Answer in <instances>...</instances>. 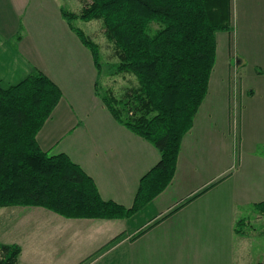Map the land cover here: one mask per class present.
<instances>
[{
    "label": "trees",
    "instance_id": "16d2710c",
    "mask_svg": "<svg viewBox=\"0 0 264 264\" xmlns=\"http://www.w3.org/2000/svg\"><path fill=\"white\" fill-rule=\"evenodd\" d=\"M61 15L91 54L95 92L107 111L149 142L159 160L141 177L130 207L103 200L92 178L67 155L39 148L36 135L61 91L43 73H31L15 84L0 85V207H40L67 219L128 218L174 176L181 139L207 93L215 33L230 27V0H88L78 14L62 10ZM74 19L102 22L117 57L112 73L130 74L136 81L122 96L99 94L98 49L70 25ZM255 209L264 214V202ZM20 250L0 243V264H16Z\"/></svg>",
    "mask_w": 264,
    "mask_h": 264
},
{
    "label": "rangeland",
    "instance_id": "374dc122",
    "mask_svg": "<svg viewBox=\"0 0 264 264\" xmlns=\"http://www.w3.org/2000/svg\"><path fill=\"white\" fill-rule=\"evenodd\" d=\"M14 1L16 4L13 0H0V32L13 46L18 41L17 35H22L24 43L39 52L30 54L29 59L38 67L32 65L29 74L41 72L38 68L56 67L61 61L65 63L58 55L62 50L58 53L57 46L51 41L57 32L67 31L76 39L78 37L61 11L78 14L88 0H30L21 16L17 12L24 0ZM70 25L96 44L101 64L99 94L110 91L120 97L136 84L130 74L112 73L110 65L117 62V57L112 43L105 37L101 21L74 19ZM229 25L228 31L215 33V64L207 93L195 114L198 127L181 148V163L189 160L198 177L196 180L199 183L206 181L196 193L209 205L199 204L198 199L191 204L186 202L185 195L191 189L188 186L176 194L171 193L177 188L174 187L159 197L158 205H162L165 197L168 200L164 204L173 199L172 209L175 210L164 227L153 235L155 240L148 255L136 264H264V214L255 209L257 203L264 202V0H230ZM26 32L40 34L35 35L34 43L30 44ZM66 51L63 49L62 57ZM236 59L238 65H235ZM0 65L3 66L2 73L16 71L19 66ZM10 83L13 82L1 84ZM251 96L254 103L258 96L261 97L258 102L260 113L255 112L257 108H245L246 100ZM208 112L210 121L206 118ZM202 121L212 123L211 128L209 124L200 128ZM46 212L33 207H0V243H16L26 255L34 256L37 254L33 246L39 247L40 242L55 238L58 232L76 231L74 226L61 228ZM153 212L154 207L148 205L139 211L138 217L130 218L129 225L134 227L136 219L138 222L146 220ZM230 222H234L235 235L227 229ZM166 226L168 233L161 238L160 232ZM136 229H129L123 236L134 235Z\"/></svg>",
    "mask_w": 264,
    "mask_h": 264
},
{
    "label": "crops",
    "instance_id": "0c3cea01",
    "mask_svg": "<svg viewBox=\"0 0 264 264\" xmlns=\"http://www.w3.org/2000/svg\"><path fill=\"white\" fill-rule=\"evenodd\" d=\"M13 2L15 3L14 0ZM29 2L30 0L20 2L18 16L25 14ZM1 34L0 32V64L19 65L16 71L9 73H2L3 66L0 65V85L7 86L1 83L9 81L13 83L8 85L15 84L29 74L32 65L38 67L29 58L32 51L36 54L39 52L33 50L32 46L29 48L18 32L15 33L18 34V41L14 46L9 40L3 39ZM38 34L40 32H26L27 42L34 43V36ZM51 42L52 45L57 46L58 53L59 49L62 50L58 55L65 63L61 61L56 67L49 65L47 68L38 69L58 86L61 98L38 131L37 144L42 151L50 154L67 155L92 178L103 200H110L128 208L133 203L141 177L158 162L159 153L149 142L115 121L107 111L95 92L97 75L91 54L79 40L71 32L66 31L57 32ZM63 49L72 53L68 55L66 51L62 57ZM237 62L238 59L235 60V65H238ZM252 89L255 92V88ZM254 92L250 93L253 97ZM252 96L246 100L245 108H257L255 112L260 113L261 106L258 107V102L261 97L258 96L254 103ZM238 105L241 114L242 105L241 103ZM196 115L191 130L181 141L174 176L159 195L132 216L124 219H67L43 208L33 207L48 211L46 213L50 214L46 215L53 220L56 219L61 228L74 226L76 231H61L55 238L47 239L44 243L40 242L42 245L39 244V247L32 245L37 254L34 256L26 255L25 250L21 248L16 264H128V262L136 264L137 260H143L155 240L153 235L164 227L175 210L172 209L175 205L172 204L173 199L164 204L163 202L168 200V197H165L160 207L157 204L159 197H163L174 187L177 188L172 189L171 193L176 194L188 186L191 189L185 195L188 199L186 202L191 204L198 199L199 204L209 205L202 200L198 192L196 193L199 188H203L206 181L199 183L196 180L198 177L189 160L184 164L181 163L183 143L198 127ZM207 115L206 118L210 121V112ZM208 124L202 121L199 126L201 128L202 125ZM211 124H209L210 128ZM148 205L154 207L152 215L146 220L140 219L139 222V219H136L137 224L131 227L130 218L138 217L139 211ZM168 226L160 232L161 238L166 237ZM135 227L137 229L134 235L123 236V233H127L129 229L133 231ZM84 228L94 231L87 232ZM227 229L235 235L234 222H230Z\"/></svg>",
    "mask_w": 264,
    "mask_h": 264
}]
</instances>
